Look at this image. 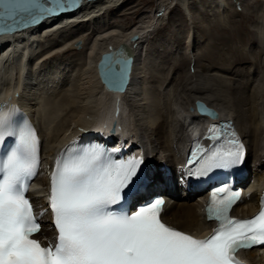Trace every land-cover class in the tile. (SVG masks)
I'll return each mask as SVG.
<instances>
[{
    "label": "bare ground",
    "instance_id": "6f19581e",
    "mask_svg": "<svg viewBox=\"0 0 264 264\" xmlns=\"http://www.w3.org/2000/svg\"><path fill=\"white\" fill-rule=\"evenodd\" d=\"M134 1L80 0L76 10L40 15L43 18L28 27L24 22L33 19L26 14L0 18V31H9L0 34V98L17 103L38 130L42 163L35 181L42 190L47 188L58 147L70 135L109 120L111 106L118 102L117 118L130 134L132 148L143 151L149 160L146 174L154 177L135 202L159 190L157 193L167 196L161 218L177 229L202 236L214 226L203 211L206 194L186 192L176 183L177 162L193 124L189 106L200 99L216 112L214 121L233 120L246 147V174L240 185L249 184L252 190L231 212L252 215L264 175V44L257 48L260 55L250 62L232 47L233 39L246 44L247 16L239 12L241 19L235 20V8L230 5L234 0H218L215 6L209 0H202V6H190L189 0H155L149 12L143 8L149 0L130 7ZM42 3L52 7L57 0ZM174 8L182 10L188 30L185 37L182 31H175L178 45L173 51L157 31ZM124 10L134 21L138 19L135 25L118 24ZM225 13L230 15L222 21L220 16ZM121 43L128 44L129 58L124 48L115 51ZM103 54L105 68H99L97 62ZM186 64L188 68L192 64L194 71H186ZM98 68L114 73L120 80L118 91L105 87L107 81L103 76L102 83ZM203 117H194V126L201 124ZM163 164L169 169L168 178ZM166 179L170 187H166ZM28 196L37 213L44 212L43 198L33 191ZM40 221L42 228L35 237H54L48 214ZM241 255L251 264H264V247Z\"/></svg>",
    "mask_w": 264,
    "mask_h": 264
},
{
    "label": "snow or ice",
    "instance_id": "6c2138e0",
    "mask_svg": "<svg viewBox=\"0 0 264 264\" xmlns=\"http://www.w3.org/2000/svg\"><path fill=\"white\" fill-rule=\"evenodd\" d=\"M62 7L63 0L52 7L42 0H0V18L26 14L37 19ZM15 112L0 108V149L7 138L13 141L10 150L0 152V264H240L238 251L264 245V203L256 217L233 219L229 212L241 194L228 185L211 193L208 218L219 221V227L207 239L163 223L162 199L127 212L124 205L154 177L144 174L142 157L115 160L94 146L70 148L57 160L50 209L58 237L54 246H42L32 237L40 232L38 219L45 213H35L26 196L39 166V139L29 124L13 120ZM210 133L207 138L219 143L210 149L197 146L188 161L189 177H208L244 163L245 147L230 127L213 126Z\"/></svg>",
    "mask_w": 264,
    "mask_h": 264
},
{
    "label": "rangeland",
    "instance_id": "374dc122",
    "mask_svg": "<svg viewBox=\"0 0 264 264\" xmlns=\"http://www.w3.org/2000/svg\"><path fill=\"white\" fill-rule=\"evenodd\" d=\"M142 1L144 0H135L133 2V4H131L130 7H135L137 6L138 4H140ZM152 1V2H151ZM191 1L189 3L190 6H192L193 4L196 5V6H202V0H189ZM213 1L212 5L215 6V4H217L218 0H209V4H211V2ZM246 1V2H245ZM146 2V1H145ZM150 2V3H149ZM155 0H149L145 6L143 7L144 10L146 8V11L145 12H149L150 11V8L151 6H154ZM241 1H238V0H234V3H230L233 4L231 6H233V9L235 8V20H240L241 17L237 14L240 12V14H244L247 16V19L245 21V26H246V32H245V39H246V44L242 43L240 40H237V39H230L232 40V42L230 41V44H232V47H234L235 49L238 50V52L240 53L242 51V54H245V57L247 56V61L252 59L254 60L255 58V55H260L261 51H259V49L257 48H262L263 44H264V28H263V31H262V27L264 25V0H242V2L240 3ZM244 2V3H243ZM207 3V2H206ZM236 3V4H235ZM142 4V3H141ZM148 4V5H147ZM205 4V3H204ZM235 4V5H234ZM245 4V5H244ZM247 5V6H246ZM213 6V7H214ZM245 6V7H244ZM250 7V8H249ZM253 7V8H252ZM247 9V10H245ZM251 11H249V10ZM253 9V11H252ZM257 10V12H256ZM143 11V10H142ZM182 10L180 9H173L169 15L166 17L165 21H163L162 25L160 27V29L157 31V36L159 35L162 39H165V42H167V44H169V48L172 47V50L174 51V48L176 49L177 48V40L175 39L176 38V32L175 31H182L181 35H183V37L186 36L185 33H187V30H188V24L185 23L184 21V15L183 13L181 12ZM196 11V10H195ZM245 11L247 12L245 14ZM145 12H142V13H145ZM181 12V13H180ZM254 13V14H253ZM263 14V15H262ZM230 13H225V16L224 14L220 16V19L223 21V19L227 17H229ZM183 16V17H182ZM211 16V15H209ZM137 18L139 17V15L136 16ZM119 21H118V24L121 26V25H124L126 27L130 26V25H135L136 24V21H138V19L136 21L133 20V18L129 17L128 15H126V12L124 10V12L122 11L121 12V16H119ZM257 19V20H256ZM261 21H259V20ZM254 20V21H253ZM228 20H225V22H227ZM132 22V23H131ZM253 22V23H252ZM185 23V24H184ZM229 23V21L227 22ZM184 24V25H183ZM255 24V25H254ZM259 24V25H258ZM128 25V26H127ZM178 25V26H177ZM187 28H186V27ZM256 26V27H255ZM258 26V27H257ZM261 28H260V27ZM250 27V28H249ZM177 28V29H176ZM258 28V29H257ZM257 29V30H255ZM261 30V31H260ZM257 31V32H256ZM160 33V34H159ZM257 33V34H256ZM259 33V34H258ZM175 35V36H174ZM257 35V36H256ZM258 35L260 36V39L258 37ZM167 39V40H166ZM175 39V40H174ZM263 39V41H261ZM155 43V42H154ZM172 45V46H171ZM176 45V46H175ZM174 47V48H173ZM253 48V49H252ZM246 50L245 52H243V50ZM257 51V52H256ZM225 52V51H224ZM223 52V53H224ZM172 53V52H171ZM230 57H232V55H229ZM249 56V57H248ZM175 57V55H174ZM176 59H178V57L176 56ZM173 63V62H172ZM247 63V62H246ZM186 71L190 70L191 72L194 71V67L191 66L188 68L187 67V64L184 68ZM199 195V194H198Z\"/></svg>",
    "mask_w": 264,
    "mask_h": 264
},
{
    "label": "water",
    "instance_id": "95a60500",
    "mask_svg": "<svg viewBox=\"0 0 264 264\" xmlns=\"http://www.w3.org/2000/svg\"><path fill=\"white\" fill-rule=\"evenodd\" d=\"M45 15H47V14H45ZM44 15V16H45ZM40 17H42V16H40ZM40 17H38L37 19H33V20H29V19H27L25 22H24V25H28V24H31V23H34L36 20H38ZM23 24V23H22ZM11 27V26H10ZM14 27H16V26H14ZM12 29H14L13 27H11ZM134 37L135 36H132V38L131 39H134ZM120 48H124L125 49V53L128 55V56H130V48H129V46H128V44H126V43H121V44H119V46H118V48H116V50L115 51H118ZM106 54H103L101 57H100V60H99V62H98V67L99 66H102V68H103V65L105 64V61H103L104 60V56H105ZM127 56V58H129ZM100 68V67H99ZM99 68H98V71H99V76H100V78L102 79L103 78V76H104V71H100L99 70ZM122 80V79H121ZM103 81V80H102ZM120 81V80H119ZM105 83V82H104ZM105 85H106V87L107 88H109V89H114V90H117L118 89V87H119V84L117 83V84H111V83H105Z\"/></svg>",
    "mask_w": 264,
    "mask_h": 264
}]
</instances>
